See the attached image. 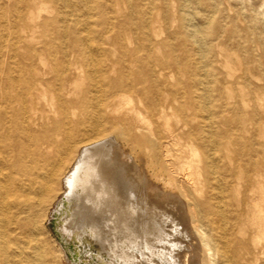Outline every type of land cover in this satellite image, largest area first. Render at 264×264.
Segmentation results:
<instances>
[{
  "label": "bare ground",
  "instance_id": "6f19581e",
  "mask_svg": "<svg viewBox=\"0 0 264 264\" xmlns=\"http://www.w3.org/2000/svg\"><path fill=\"white\" fill-rule=\"evenodd\" d=\"M20 1L24 4L31 2L33 6L38 4L34 0H10L6 5L7 12L13 10L19 19ZM184 2L179 0L181 22H187L191 15L184 10ZM37 7L43 9L40 4ZM2 8L0 5V10ZM39 15V11L30 8L24 16L25 24ZM66 19L90 28L87 18L72 19L56 14L45 16L34 24L42 27V34L35 33V29L25 33L22 43L16 35L15 41L7 47L9 64L2 69L0 63V227L4 220L14 219L20 231H28V211L40 206L43 199L41 191H51L57 167L75 148L77 153L73 164L63 176V192L52 206L55 227L76 254L75 264H179L178 249L182 236L185 237L183 230L187 233L183 226L185 216L181 217L182 214L167 208L155 209L156 193L153 195L154 191L152 193L143 186L145 184H141L130 155L120 149L114 135L122 139L132 137L134 145L154 151L161 146L166 147L161 137H171L183 140L182 145L189 157L179 164V177L175 176L176 172L169 163H162L157 169L164 171L167 181L178 186L181 195L190 199L187 209L198 221L195 232L208 250L209 264H217L215 254L220 251L214 246L213 237L204 232L200 219L201 216H223L218 203L223 198L216 199L214 208L211 204L214 195L206 192L203 200L206 206L197 213V201L192 194L202 195L203 187L210 179L220 182L224 178L218 173L216 163L224 157L230 166L224 164L221 168L231 177L229 183L233 186L236 203L232 215L234 221L240 220L237 233L242 236L236 238L232 235L227 240L224 233V244L230 243V258L235 264H264V115L256 146H244L242 143L247 139L232 135V120L231 124L223 120V124L227 121L230 126L206 131L210 151L199 153L194 142L205 145L206 136H203L201 127L211 116L203 114L205 89L194 68L186 61L179 64L170 57L150 60V46L136 44L128 53L122 47L121 59L128 54L127 72L122 70L117 79L109 78L106 71L109 66L112 68V63L104 67L100 60L102 54L107 57V49L100 46L101 42L92 44L87 35L80 37L74 28L65 25ZM140 22L148 36L147 20ZM209 22L210 18L203 24ZM192 32L182 29L174 34L187 38L192 36ZM54 36L63 38L54 42ZM18 47L23 49L22 53H18ZM140 50L145 57L139 55ZM45 54L51 56L50 63L44 59ZM19 55L25 60L22 64ZM78 65H90L88 77L92 86L99 88L103 83L107 84L105 105L99 99L94 107L87 110L84 108L85 93L80 99L73 97L77 80L73 71ZM132 65L136 68H130ZM48 72L52 74L47 77L45 74ZM126 92L138 95L137 105L125 112L130 113L129 116L105 118L104 111L110 113L115 110L112 98ZM41 103L47 105L48 113L39 106ZM75 108H82L83 114L78 118L74 117ZM90 114L93 120H89ZM160 117H163L162 130L155 127L156 119ZM45 122H51L52 126ZM118 123L122 124L121 128L116 126ZM105 126L109 134L103 135ZM216 133L226 138L224 148L228 150L227 145L232 140L238 148L233 149L232 154H222L221 144L213 137ZM148 134L151 139L147 138ZM59 135L64 144L60 150L57 145ZM100 135L103 136L98 137ZM241 147L245 152H240ZM49 152H53L52 155ZM156 191L159 193L158 189ZM35 195L37 201L34 205ZM172 200L169 202L178 210V200ZM163 201L168 202V198ZM6 249L7 243L0 234V264H8ZM226 253L224 248L220 255L229 260ZM34 254L38 256L37 249ZM24 260L30 264L28 256Z\"/></svg>",
  "mask_w": 264,
  "mask_h": 264
},
{
  "label": "rangeland",
  "instance_id": "374dc122",
  "mask_svg": "<svg viewBox=\"0 0 264 264\" xmlns=\"http://www.w3.org/2000/svg\"><path fill=\"white\" fill-rule=\"evenodd\" d=\"M34 1L40 4L43 9H39L37 7L38 4L33 6L30 4L31 2L24 4L20 1L18 8L21 11V18L19 19L15 16L13 10L10 13L7 12L6 5L8 2L10 3V0H0V5H3L0 10V63L2 69H5L6 64H9L10 61L7 56V47L10 46V43L13 40L15 41L16 37L22 43L23 39H25L24 34L30 33L34 29L36 30L35 33L41 35L42 27H35L34 24L41 21L43 17L56 14L72 19L87 18L89 23H91L89 24V29L84 28V25L80 26L77 21H75L76 24L68 19L64 22L68 28H74L80 37L87 35L92 44L101 42L100 46L107 49V57L105 58L104 54H102L100 55V60L104 67L108 63H112V68L109 66L106 71L109 78L117 79L122 70L127 72L126 69L128 67L125 64L128 61V54L123 55L121 59L122 47L128 53L134 45L144 44L150 46V60L156 57H170L179 64L186 61L200 75L203 82L202 87L204 86L205 89L203 114L211 117H209L210 119L206 118L202 124L203 136L207 135L206 131L223 130L229 127L232 120L230 126L232 135L238 134L236 136H242L247 139L245 143H242L243 145L245 144L244 146H256L259 142L260 122L264 115V0H185L184 10L191 14L187 22L180 21L179 0ZM4 8L6 9L3 10ZM30 8L33 11H39L40 15L25 24L27 21H25L24 16ZM106 18L113 22L108 23ZM209 18L210 22L204 25L203 22ZM141 20H147L149 25L148 36L143 32ZM182 29L192 30V36L185 38L182 34H174ZM62 38L54 36L53 41L55 42ZM190 38L191 40H188ZM40 39L42 40V36H40ZM21 51L23 49L18 47V53H22ZM139 55L142 58L145 57L141 50ZM44 57L47 63L52 60L48 54H45ZM18 59L21 64L25 62L20 55ZM46 67L49 68V66ZM89 68L90 65H78L73 71V74L76 73L77 77L73 97L80 99L86 94V106L84 108L87 110L94 107L99 99L103 100V105L107 102V84L103 83L99 88L92 86L89 83ZM130 68H136V66L132 65ZM51 74V72H48L45 76L48 77ZM114 97L112 101L115 110L110 113L104 111L103 116L110 119L128 117L130 113L127 114L125 112L131 106L137 105V93L126 92ZM39 106L46 109L45 111L48 113L47 105H42L41 103ZM82 114V108H75V118ZM93 119L94 117H91L90 114L89 120ZM156 120L155 127L162 130L163 117ZM171 120H174V117H171ZM223 120H227L230 124L227 121L225 122L226 124H223ZM103 121L102 123H104ZM47 124L50 127L52 126L51 122ZM116 126L121 128L122 124L118 123ZM107 128L105 126L106 130H104L103 135L109 134ZM213 137L221 144L220 152L222 154L224 152L232 154L233 149L238 148L234 140L227 145L228 150L224 148L226 138H223L220 133H216ZM61 138V135H59L57 144L59 150L64 146ZM114 138L120 149L130 155L134 168L136 167L135 174L137 178L139 177L141 184H145L146 186H143L152 193L154 191L153 195L156 193L155 203L157 206L155 209L160 211L167 208L166 210L176 211L178 215L182 214L180 215L181 217L185 216L183 217V226L187 233L185 234V230H183L185 237L182 236L181 247L178 249L179 264H209L210 255L208 250L203 246L195 232L198 221L193 219L191 212L187 209L190 199L188 200L181 195L178 186L167 181V174L164 171L160 172L157 169L158 165L169 163L168 165L176 172L175 176L179 177L178 166L182 160H186L189 157L188 151L182 145L183 140L161 137L160 140L166 144V147L161 146L154 151L148 147L134 145L132 137L122 139L114 135ZM147 138L151 139L152 137L148 134ZM205 138V145H201L200 142H194L199 153L210 151L209 137L206 136ZM241 148V151H239L245 152L244 147ZM165 149H167L166 152ZM53 152H49V154L52 155ZM76 153L77 150L74 148L70 151L68 157L61 161V164L56 169L54 180L51 184V191L47 192L43 189L41 191L43 192V199L40 206L28 211L30 222H27L28 231L26 233L16 227L14 219L4 220L3 226L0 227V234L7 243L8 264H26L24 260L26 256H28L30 264H68V260L75 259L76 254L70 250L69 244L67 245L69 249L62 250L48 228L47 222L51 223L52 219L49 218H53V216H50L49 213L56 202L55 200L63 192V176L72 166ZM216 163L218 164V173L224 178L220 182L210 179L203 187L202 195L192 194V197L197 201L195 206V212L197 213L202 212V208L206 206L203 201L206 192L214 195L211 200L214 208H216L214 205L216 199L223 198V201L218 202L223 209V216L214 215V218L210 215L206 216V218L201 216L200 220L204 226V232L213 237L214 246L220 252H223L224 248H226V255L230 258L231 245L230 243L224 244L222 234L225 233L228 236L227 240L232 235H235L236 238L242 237L240 233H237L240 220L234 221V216L232 215L236 203L232 190L233 186L229 183L231 177L221 168L225 166L224 164L229 167V161L224 157L221 160H217ZM142 180L144 183H142ZM157 189L159 193L156 191ZM158 194L160 197H158ZM171 196L175 198H171ZM163 198H168V202L163 201L165 200ZM172 199L178 200V210L173 207L174 204L172 202H169ZM32 201V204L35 205L37 195L34 196ZM163 204L167 206L163 207ZM169 206L174 209L171 210ZM223 217L225 218L223 219ZM212 226H215V228H212ZM35 249L38 250V256L34 254ZM220 252L215 254L217 264H235L234 260H231L232 257L229 260H225V257L223 258ZM262 260H264V257ZM239 261L244 263L242 260ZM1 264L4 263L1 262Z\"/></svg>",
  "mask_w": 264,
  "mask_h": 264
},
{
  "label": "water",
  "instance_id": "95a60500",
  "mask_svg": "<svg viewBox=\"0 0 264 264\" xmlns=\"http://www.w3.org/2000/svg\"><path fill=\"white\" fill-rule=\"evenodd\" d=\"M53 209V208H52ZM50 216H53L54 215V212L53 210H51V212L49 213ZM54 217V216H53ZM49 219H52L51 220V223L47 222V226L48 228L50 229L52 235L54 236V238L57 240V242L64 248V249H69L68 248V241L64 240L58 233V230L56 229L55 227V222L53 220V218H49ZM76 262V259H71L69 261V264H75Z\"/></svg>",
  "mask_w": 264,
  "mask_h": 264
}]
</instances>
